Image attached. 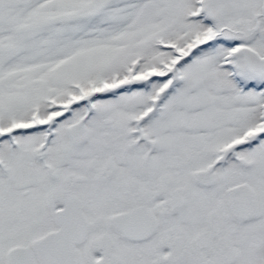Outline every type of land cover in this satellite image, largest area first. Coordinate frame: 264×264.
I'll use <instances>...</instances> for the list:
<instances>
[{
    "label": "snow or ice",
    "instance_id": "1",
    "mask_svg": "<svg viewBox=\"0 0 264 264\" xmlns=\"http://www.w3.org/2000/svg\"><path fill=\"white\" fill-rule=\"evenodd\" d=\"M0 264H264V0H0Z\"/></svg>",
    "mask_w": 264,
    "mask_h": 264
}]
</instances>
